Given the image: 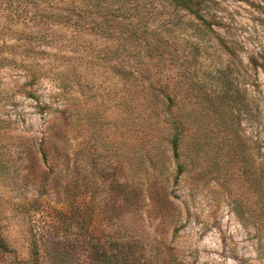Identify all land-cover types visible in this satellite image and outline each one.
Wrapping results in <instances>:
<instances>
[{
	"label": "rangeland",
	"instance_id": "obj_1",
	"mask_svg": "<svg viewBox=\"0 0 264 264\" xmlns=\"http://www.w3.org/2000/svg\"><path fill=\"white\" fill-rule=\"evenodd\" d=\"M73 1L0 0V264H38L35 237L40 264H264V0H204L222 42L194 29L188 12L167 23L162 0H103L116 10L109 36L88 21L77 31L50 16ZM139 17L153 39L176 42V66L128 40L122 49L113 34L128 35ZM111 46L124 53L111 55ZM156 78L169 89L184 78L196 106L209 95L220 111L205 130L187 127L178 159L168 143L176 130H164L150 92ZM222 88L240 101L218 98ZM55 132L72 141L61 161L83 149V185L70 193L56 188L60 158L41 152ZM75 193L93 214L87 234L72 223L51 228ZM122 239L139 244L138 262L103 255Z\"/></svg>",
	"mask_w": 264,
	"mask_h": 264
},
{
	"label": "trees",
	"instance_id": "obj_2",
	"mask_svg": "<svg viewBox=\"0 0 264 264\" xmlns=\"http://www.w3.org/2000/svg\"><path fill=\"white\" fill-rule=\"evenodd\" d=\"M77 1L74 0L71 3L72 6L68 9V12H62L60 10L58 12H53L52 14H50V16L54 15V17H56V19H54L56 22L62 23L63 26H70L77 31L81 29L83 25H85V22L88 21L90 31H94L101 36H105L106 34L109 36V34L111 33L109 31V25L114 23V21L111 22L109 17L111 16V13H115L116 10H108L110 6L106 5L107 3H103V0H79L78 3ZM162 2L164 3L165 7L168 6L171 8L167 11V23L173 22L175 16L179 15L181 12H188L189 14L195 15L198 19L197 22L192 21L194 29H197L200 32L203 30H207L208 33L213 32L212 34H214L220 42L223 41L221 37L218 36L220 34L217 33V31L213 27V23L207 20L202 11V4L204 3V0H162ZM93 7H95V10L92 12L91 10ZM96 8L101 9V11L97 10ZM63 10H65V8H63ZM126 12L128 13L129 11ZM37 14H39L42 19L49 22L50 19H47L49 15L40 12L39 10L37 11ZM139 15L140 14H137V16ZM88 16L93 17L94 20H90V18H87L86 20V17ZM128 25L130 26L128 35H123L124 32L113 34L119 39V44L122 45L123 50L126 48V40H128L127 44H132L133 46L138 47L139 50L147 48L149 55L154 58V61L161 63L163 67L176 66L173 53L170 51L174 50L171 46H175L176 42L171 43L168 38L159 36L157 39H153L151 34L149 33L148 28L150 26V22H145L143 17L137 18L136 21H131ZM222 44L228 50L227 44L225 42H223ZM113 46L110 47L111 55L116 57L119 55L121 56L124 53V51H122V49H120L119 47L116 48ZM40 71H42V68L40 69ZM186 84L187 81L184 80V78L178 81V83L176 84V89L180 87L186 89V91H184V94L181 95V92H177L176 89H169L168 83L163 82L160 84L159 79L157 78L154 79V82H150L149 86L150 92L155 98V102H160V111L165 113L167 127L164 130H176L168 143L170 144V149L173 150L174 155L177 159L180 157L181 141H183L184 139L182 135L184 134V131L187 129V127L192 125L193 127H195V130H205L204 121H206V123L210 125L209 117L212 116V113L214 114L220 112L216 106H211L213 100L209 95L201 96V99H198L196 106V103L192 102L193 98H191L190 96L191 94H198L197 92H195L196 87L191 82H189L187 86ZM230 92V89L222 88L220 90L221 95L217 97L221 98L225 102L227 101V104H229L232 99H234L235 101H240V96L237 93L232 96ZM186 95H188V98L190 96V98L188 99ZM187 106H191L192 110L188 111ZM209 130H211V128ZM50 138H52L51 141H45L44 146L42 145L41 147V152L43 153L45 158L50 153H53L55 157L60 158L59 152L61 150V147L67 148L72 143V141L67 139L68 137L66 135H62L60 132L52 133ZM196 150L198 149L196 148ZM82 152L83 149L76 148V151L74 152V155L72 157L67 154L65 155L64 160L61 161V158L60 160L57 159L56 167H59V169H57L56 174L59 180H56V188H58L60 192H63L64 190V192L70 193V191H75L79 187H82L84 181L82 174ZM178 166V172L180 174L182 173L184 166L183 164H178ZM59 185H62L60 186V189ZM119 187L121 189V192L125 191L123 189L124 183H119ZM77 193H75L73 197L74 202L71 204L72 209H59L56 211V221H53L51 228L54 229L55 225H61L62 227H64L65 224L72 223L76 226L77 233L80 235L87 234L90 231L89 228H87V225L91 220H93V214L86 213V210L83 209V202L79 198L81 195L79 196L77 195ZM158 193L160 194L159 202L165 203V205L168 204L173 207L172 201L169 200L165 192L161 193L158 191ZM156 195L158 197V194ZM152 200L154 202V208L158 209L159 207H162L158 203V200L155 201L154 198ZM33 204H35V202ZM36 209L38 208L36 207L35 210ZM161 211V219L164 220L168 215V211L164 207L163 209H161ZM33 241L34 242L31 244V251L33 255H35L38 261L37 263L40 264V248L43 246L42 244H39L40 239H38V237H35ZM102 253L105 257H109L115 261L128 260L134 263L138 262V259L140 258L139 244L133 242L132 240H116L110 248L102 250Z\"/></svg>",
	"mask_w": 264,
	"mask_h": 264
}]
</instances>
